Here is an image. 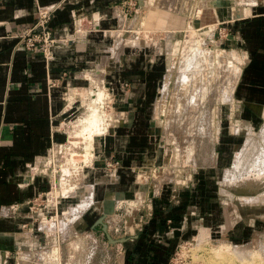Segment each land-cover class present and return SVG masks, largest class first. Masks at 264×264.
<instances>
[{
    "label": "rangeland",
    "instance_id": "374dc122",
    "mask_svg": "<svg viewBox=\"0 0 264 264\" xmlns=\"http://www.w3.org/2000/svg\"><path fill=\"white\" fill-rule=\"evenodd\" d=\"M125 1L109 6L110 25L101 32H85L98 18L83 9L88 20L82 22L77 52L85 65L70 85L58 84L64 106L52 133L63 138L52 134L46 152L16 172L13 183L24 195L32 188L30 194L0 203V264H22V257L24 264H127L130 238L150 222L154 200L164 194L174 201L184 198L180 204L186 207L177 247L164 264H209L229 254L236 264H264V188L240 191L224 181L248 130L264 127V73L251 66L245 28H238L260 14L264 0H140L135 17ZM125 10L130 15L120 27ZM67 28L59 36L75 33L74 20ZM197 51L203 59L192 67ZM218 52L228 58L206 62ZM133 63L139 73H128ZM151 69L155 87L141 110L148 115L141 123L148 128L147 140L133 138L128 129L120 132L117 113L141 96L148 79L140 72ZM206 70L211 74L203 77ZM97 74L107 99L96 91ZM203 83L209 88L201 97ZM143 100L148 102V94ZM88 112L92 120L117 116L111 129L93 135L89 164L102 175L95 191L85 173L75 181L68 165L69 140L82 147L74 157H86V132L76 135V124ZM125 161L132 163L127 167ZM38 178L45 185H35ZM69 179L77 184L64 187ZM104 184L108 187L99 190ZM106 190H114L115 208L108 204L105 210ZM103 215L112 238L130 240L110 241L99 222Z\"/></svg>",
    "mask_w": 264,
    "mask_h": 264
},
{
    "label": "crops",
    "instance_id": "0c3cea01",
    "mask_svg": "<svg viewBox=\"0 0 264 264\" xmlns=\"http://www.w3.org/2000/svg\"><path fill=\"white\" fill-rule=\"evenodd\" d=\"M120 1L0 0V196L3 197L0 203L21 200L30 194L32 188L27 190V195L22 194L24 192L15 186L13 178L17 171L24 169L36 156L46 152L52 134L56 140L63 138L59 133H52L55 119L64 106L63 100L59 98L61 86L58 84L61 83L64 87L70 85L79 66L85 65L81 62L82 55L77 52L76 42L70 41L69 47L57 49L54 60L48 63L41 54L23 48L16 35L35 24L38 19L36 12L38 4L63 2L50 21L55 34L59 35L64 27L72 26L73 11L81 8L89 13L94 12L93 16L98 18V24L102 27L110 25L109 6ZM241 26L245 28L244 36L252 60L251 66H256L264 73V8H260L259 15L240 22L238 28ZM236 58H239L237 54ZM137 68L133 63L128 73H139ZM153 70L140 72L142 75L146 74L148 79L146 86L144 84L142 87L141 96H138L133 104L125 105L126 111L117 113L120 132L128 129L127 132L133 138L143 137L147 140L148 128L141 123L143 120L146 121L148 115H143L141 110L144 106H149V101L152 99V88L155 87L156 80ZM93 78L96 88L104 91L107 99L101 74L94 75ZM146 94L149 96L148 102L143 100ZM88 98L90 99L91 96ZM112 116L117 119L114 114ZM110 132H113V129ZM103 135L105 134H101L100 138ZM125 163L128 167L132 162L125 161ZM127 171H129L127 168L121 169L122 176H127ZM84 173L86 180L93 185L95 191L98 182L96 179L102 175L94 169L93 161L85 167ZM43 184V179L38 178L35 181L37 186L42 187ZM104 185L99 186V190L108 187ZM112 191L105 192V210L109 205L114 208L116 206L113 205L117 201L114 198L116 194ZM182 200L184 198L178 201L171 200L166 194L154 200V214L150 222L130 238L132 243L128 246L127 264L168 262V257L177 247V238L184 225L183 221H179V218L184 220L186 215V207L183 208L180 204Z\"/></svg>",
    "mask_w": 264,
    "mask_h": 264
},
{
    "label": "bare ground",
    "instance_id": "6f19581e",
    "mask_svg": "<svg viewBox=\"0 0 264 264\" xmlns=\"http://www.w3.org/2000/svg\"><path fill=\"white\" fill-rule=\"evenodd\" d=\"M218 4V3H217ZM239 11V10H238ZM220 51V50H219ZM222 52V51H221ZM222 53L218 52L215 53L216 57H212L209 56L211 58L208 57V60L206 62H210V64H213L216 61V58L218 57L220 60L221 59H226L228 58L226 55L222 57L221 55ZM225 54V53H224ZM203 59L202 58V53H199L198 51L196 53L193 54V58L192 61L190 63V66H192L195 63L200 62V60ZM214 59V60H213ZM188 63V62H187ZM189 64V63H188ZM230 64V63H229ZM215 65V64H214ZM211 66V65H210ZM218 66V65H217ZM193 67V66H192ZM192 69V68H191ZM222 69V68H221ZM188 71L190 72V70L188 69ZM212 70H206L204 71V73L202 74L203 77L208 76L209 74H211ZM215 73V72H214ZM182 81V79H181ZM207 82V81H206ZM213 84V83H211ZM179 87V86H178ZM234 87V85H233ZM208 88L209 85L206 83L200 84V89H199V95H201V97H204L205 92H208ZM97 89V88H96ZM95 89V90H96ZM93 91V90H92ZM98 91V89L96 90ZM93 96H95L94 98H96L98 95H94L93 93H91ZM98 94V92H97ZM105 95V94H104ZM210 95V94H209ZM207 96V95H206ZM105 98V96H104ZM211 98V97H210ZM232 98V97H231ZM206 99H208V97H206ZM208 101V100H207ZM206 103V102H205ZM188 105H190V103H188ZM196 107H198V104L195 105ZM207 108V106H206ZM205 108V109H206ZM161 109H163L161 107ZM161 111V110H160ZM203 111V110H202ZM91 112V111H90ZM90 112L87 113V115L85 116L86 119L82 121V124H76V129H79V131H77L76 135L80 136L82 132H86V139L83 141L85 143H87L88 146H90V151L87 149L88 146L85 145L84 143V151H83V155L85 154V158L81 159H76V157H74L77 153L78 150L80 148H82L81 146L78 147L76 144L78 143L75 142L72 144V141H68V143L70 144V149L69 151L71 152L69 155V168L70 170L73 172V176L72 178L77 181L80 180V178L83 177V173H84V167L86 165L89 164L90 161V156L91 153L93 152V145H94V140L96 138L93 137V135H95V131H97V133H102L106 130H109L112 128L113 125V121H115V119L113 118V116H111V118H109L108 120H106V118H103L101 120H97L96 118H93V120L90 118ZM192 112V111H191ZM195 114V113H194ZM207 114V113H206ZM186 116V115H185ZM189 116V115H188ZM191 116H193L191 114ZM190 116V117H191ZM196 116V114H195ZM205 116V114H204ZM184 117V116H183ZM202 117V116H201ZM194 118V117H193ZM207 118V117H206ZM202 120V119H199ZM198 120V121H199ZM157 121V120H156ZM194 121V120H193ZM115 123V122H114ZM206 124V123H205ZM206 127V126H204ZM101 135V134H100ZM96 136V135H95ZM215 137V136H214ZM88 139V140H87ZM67 143V144H68ZM72 144V145H71ZM67 147V146H66ZM92 148V151H91ZM190 148V147H189ZM208 148V147H207ZM208 150V149H207ZM77 152V153H76ZM210 152L208 151V154ZM212 153V152H211ZM211 155V154H210ZM72 175V174H71ZM69 175V177L71 176ZM73 179H69L68 182H65L63 184V186H67V185H72L71 183H73L74 185L77 184L74 181H72ZM225 183L227 185L228 188H236L237 190L240 191H248V190H252L256 191L258 189L263 190L264 187H262V185L264 184V127L260 130V131H256L253 128H250L247 132V136L245 138V142L244 144L241 146V148L237 151L236 155H235V159L233 161V166L231 167V170H227V173L225 175ZM70 188V187H69ZM63 189V188H62ZM254 193V192H253ZM139 195V194H138ZM250 195V194H249ZM259 197V196H258ZM251 198V196H250ZM256 199V198H255ZM258 200V199H257ZM261 200V199H259ZM245 202V201H244ZM260 202V201H259ZM258 203V202H257ZM255 205V204H254ZM225 245V244H224ZM227 245V244H226ZM226 246H222L221 248H219L220 250L225 251L226 250ZM218 250V249H217ZM219 250V251H220ZM216 251V250H215ZM227 251V250H226ZM238 251V250H237ZM243 251V250H242ZM239 252V251H238ZM227 253V252H226ZM247 253V252H246ZM215 254V253H214ZM224 254V252H223ZM222 254V255H223ZM221 255V254H220ZM230 255V254H229ZM229 255H225V259L222 258L221 256H219V258L217 257V259H219L218 261L215 260V258H211L210 259V263L209 264H236L231 262L234 256H229ZM215 256V255H214ZM228 257V258H227ZM231 257V258H230ZM232 259V260H231ZM25 260L26 257H22V264H24V262H26ZM28 262V261H27ZM231 262V263H230ZM246 263V262H245ZM20 264V263H19ZM244 264V263H242ZM248 264V263H247ZM258 264V263H257Z\"/></svg>",
    "mask_w": 264,
    "mask_h": 264
},
{
    "label": "built area",
    "instance_id": "2783aa9c",
    "mask_svg": "<svg viewBox=\"0 0 264 264\" xmlns=\"http://www.w3.org/2000/svg\"><path fill=\"white\" fill-rule=\"evenodd\" d=\"M125 5L129 10L134 12V17L139 13L141 7L140 0H126ZM63 2H55L47 5H39L36 7L38 19L34 25L25 28L22 32L18 33L16 37L19 39V44L27 51L32 53L41 54L49 63L54 60L57 49H65L69 47L71 42H78L82 40L79 36L82 30V22L88 20V15L84 13L83 8L73 11V20L75 24V33L68 34L67 27L65 37L55 34L54 29L50 25L53 14L62 6ZM122 11L119 14V26L121 23L129 18L130 13ZM90 19V18H89ZM88 28L85 29L86 33H95L103 31V27L94 21H89ZM106 31V30H105ZM120 239V238H119ZM110 242V241H109ZM120 243V242H119ZM61 264V261L60 263Z\"/></svg>",
    "mask_w": 264,
    "mask_h": 264
},
{
    "label": "water",
    "instance_id": "95a60500",
    "mask_svg": "<svg viewBox=\"0 0 264 264\" xmlns=\"http://www.w3.org/2000/svg\"><path fill=\"white\" fill-rule=\"evenodd\" d=\"M107 213H110V212H107ZM105 215H106V214H105ZM105 215H103V217H101V218L99 219V222L102 224V226H103V230H104L105 233L107 234L108 239H109L110 241H113V242H116V241H117V242H125L126 240H128V238H126V237H123V238H120V239H114V238H112V236H111L110 233L108 232V226H107V224L103 221Z\"/></svg>",
    "mask_w": 264,
    "mask_h": 264
}]
</instances>
